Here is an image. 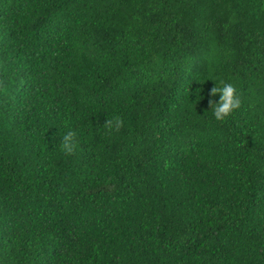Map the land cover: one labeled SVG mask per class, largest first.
<instances>
[{
	"label": "trees",
	"instance_id": "obj_1",
	"mask_svg": "<svg viewBox=\"0 0 264 264\" xmlns=\"http://www.w3.org/2000/svg\"><path fill=\"white\" fill-rule=\"evenodd\" d=\"M0 79V264H264V0H0Z\"/></svg>",
	"mask_w": 264,
	"mask_h": 264
},
{
	"label": "clouds",
	"instance_id": "obj_2",
	"mask_svg": "<svg viewBox=\"0 0 264 264\" xmlns=\"http://www.w3.org/2000/svg\"><path fill=\"white\" fill-rule=\"evenodd\" d=\"M222 87L216 84L211 88L209 96L215 97L219 94V101L209 99L208 104L213 112L214 118L217 121H224L230 117L235 110L241 107V100L237 94V89L231 83H224ZM8 84L6 79H0V93L7 94ZM123 120L119 117L114 119H107L104 126L109 132L115 130L119 131L123 127ZM61 150L66 155H74L76 150V133L69 131L66 133L61 141Z\"/></svg>",
	"mask_w": 264,
	"mask_h": 264
}]
</instances>
